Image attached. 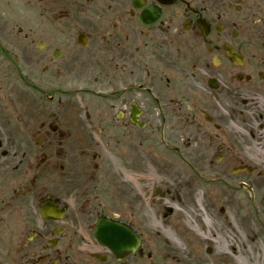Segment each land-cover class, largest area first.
<instances>
[{
  "label": "flooded vegetation",
  "instance_id": "af4514ba",
  "mask_svg": "<svg viewBox=\"0 0 264 264\" xmlns=\"http://www.w3.org/2000/svg\"><path fill=\"white\" fill-rule=\"evenodd\" d=\"M27 1L59 15L49 22L56 26L55 43L45 45L42 56L56 83L42 77V87L50 83L58 92L64 76L91 75L106 88L98 116L58 97L42 108L40 126L18 122L15 134L22 143L33 141L34 149L18 173L0 157V264L210 263L182 259L172 249L152 255L143 229L132 221L143 244L117 261L93 233L98 218L125 217L120 199H64L46 187L48 174L63 181L72 173L65 174L70 166L60 154L65 136H77L76 150L85 158L100 150L93 139L98 125L106 146L135 152L142 139L131 121L171 124V133L172 123H184L186 147L197 141L191 162H201L204 197L222 199V216L233 215V235L242 248L235 264H264V0H138V7L132 0ZM149 8L157 10V19ZM77 35L85 37V52ZM65 114L72 116L63 122ZM1 129L0 145L14 158V142ZM212 173L217 178L207 180ZM48 200L74 206L67 205L60 220L43 219L39 209Z\"/></svg>",
  "mask_w": 264,
  "mask_h": 264
},
{
  "label": "rangeland",
  "instance_id": "374dc122",
  "mask_svg": "<svg viewBox=\"0 0 264 264\" xmlns=\"http://www.w3.org/2000/svg\"><path fill=\"white\" fill-rule=\"evenodd\" d=\"M7 3L8 2H5L4 4L5 8L15 7L13 4L11 3L7 4ZM32 11L38 14L37 8H35ZM43 19L44 18H40V20ZM14 20H16V18L0 16V27L1 25L2 27L5 26L6 29L11 32L12 25L15 22ZM33 29L39 30L40 28L35 26ZM145 98H146L145 96H141L140 101L147 105L148 100H144ZM73 101L75 102V106L77 105L79 106L81 101H83V103L86 105H92L93 103L95 105H101L103 103V102L100 103L99 99L97 101V97L89 94L88 95L80 94L77 97H75ZM158 153H160V156L165 155V153L161 148H159ZM179 157L180 156H175V155H173L172 157L176 159V163L178 165L177 167H173V164L168 167H164L160 164L162 161H159L155 158H154L155 161H157L156 163L150 164L145 161L143 165L145 166V169H143V172L138 173V175L135 173L134 170L125 169L124 167H121L120 170L124 173V175H126L124 176L123 173L118 169V167H115L116 172L113 174V176L119 178L118 182L126 181L127 184H125V188L124 187L121 188L122 191L119 196L116 197L110 196L109 199H143L142 215L145 225L146 227L156 229L160 233L159 239L168 238L169 240L172 241V236L176 235L175 237L181 239L180 243L183 242V244H185L190 240H192V243L198 244V242L195 239H198L200 236L197 234H196L197 236L194 235V232L191 231L189 227H185V226L181 227L178 224L179 217H181V220H185L186 216L183 213L178 217L177 210H182V209L184 210V208L186 209L185 203L187 202L188 199L201 200V203L203 205L202 210H200L197 206H195L194 213L189 211V209H187L186 212L191 213V216L193 217L192 218L193 223L195 224V226H197V228L203 229L204 228L203 221L205 214L207 212L205 211V204L203 203L202 199H200L202 188L200 187L199 183H197L198 181H194L190 179V173L185 167H183V162H179L178 159ZM163 168H165V172L162 171ZM132 177L136 178L137 183L132 181ZM139 178L141 179V181L139 180ZM156 188L159 189L163 194H161L162 195L161 197L155 198L154 203H151V199H153L152 193ZM177 199H179V201H177ZM166 207L171 208L170 213L167 212ZM211 214H212L211 215L212 217L210 218L211 227H213L216 226L217 223L219 222L217 217H215L214 212ZM175 222L177 223V227L173 226ZM194 224L192 225V227L194 226ZM214 250H216V248H214ZM218 251L219 249L214 251V253L211 256H207L206 253L204 254L203 251L202 256L200 258L207 260H214L216 259Z\"/></svg>",
  "mask_w": 264,
  "mask_h": 264
},
{
  "label": "water",
  "instance_id": "95a60500",
  "mask_svg": "<svg viewBox=\"0 0 264 264\" xmlns=\"http://www.w3.org/2000/svg\"><path fill=\"white\" fill-rule=\"evenodd\" d=\"M118 232V231H117ZM119 236H120V238L122 239L121 241H123L122 243V245L125 247V246H128L129 245V243H127L126 242V240L125 239H128L129 240V234H124V233H120L119 232V234H118ZM133 243H131V245H132Z\"/></svg>",
  "mask_w": 264,
  "mask_h": 264
},
{
  "label": "bare ground",
  "instance_id": "6f19581e",
  "mask_svg": "<svg viewBox=\"0 0 264 264\" xmlns=\"http://www.w3.org/2000/svg\"><path fill=\"white\" fill-rule=\"evenodd\" d=\"M197 203H199V200H198V202ZM180 213H182L181 211H180ZM187 216V220L185 221L186 222V225L187 226H189L190 225V222H191V217H189L188 215H186ZM205 223L207 222L206 220L204 221ZM196 226H194V228H195Z\"/></svg>",
  "mask_w": 264,
  "mask_h": 264
}]
</instances>
